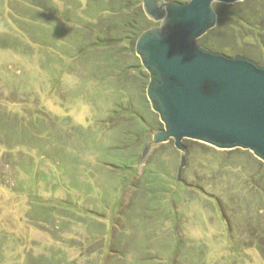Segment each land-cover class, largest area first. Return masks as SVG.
<instances>
[{
	"label": "rangeland",
	"instance_id": "obj_1",
	"mask_svg": "<svg viewBox=\"0 0 264 264\" xmlns=\"http://www.w3.org/2000/svg\"><path fill=\"white\" fill-rule=\"evenodd\" d=\"M214 8L238 15L207 43L264 65V0ZM144 12L0 0V264H264V163L184 140L178 181L173 140L143 158L164 128L125 27H160Z\"/></svg>",
	"mask_w": 264,
	"mask_h": 264
},
{
	"label": "water",
	"instance_id": "obj_2",
	"mask_svg": "<svg viewBox=\"0 0 264 264\" xmlns=\"http://www.w3.org/2000/svg\"><path fill=\"white\" fill-rule=\"evenodd\" d=\"M244 0H143L147 17L160 27L145 31L136 53L150 76L147 97L164 125L147 151L171 140L179 159L178 181L186 165L184 140L221 151H249L264 163V65L228 56L198 41L215 28L214 4Z\"/></svg>",
	"mask_w": 264,
	"mask_h": 264
},
{
	"label": "trees",
	"instance_id": "obj_3",
	"mask_svg": "<svg viewBox=\"0 0 264 264\" xmlns=\"http://www.w3.org/2000/svg\"><path fill=\"white\" fill-rule=\"evenodd\" d=\"M145 13V12H144ZM143 16V18H144V20L146 21V17L144 16V14H142ZM146 15V14H145ZM217 15H218V22H219V25H221L222 23H223V19H225V17L226 18H229V19H235V20H237V18H236V16L235 15H238V14H224V13H222L221 11H219V10H217ZM147 16V15H146ZM141 17V18H142ZM142 18V19H143ZM225 20H227V19H225ZM145 21H143V23L145 24ZM240 21V20H239ZM243 21H245V20H243ZM246 22V21H245ZM125 27L127 28V29H129L131 32H132V34L137 38V39H139V37L145 32V30H142V28H141V26H139V25H136V23H134V22H132V21H129L128 23L126 22V25H125ZM216 32L217 31V29H213L212 30V32ZM214 32V33H215ZM207 36H209L208 34L206 35V38L205 37H203V38H201V39H199V44L201 45V46H203V47H205V48H207V49H210L211 51H217V52H221V53H225L226 54V52H227V50L226 49H228L227 47H226V43H227V40H225L224 38L225 37H223V38H221L220 40L221 41H224V42H222L221 44H220V46H218L217 45V43L220 41V40H218V41H215V45L216 46H218V47H211L210 46V44H208L207 42H208V37ZM96 43L98 44V45H102V44H104L105 43V41H96ZM140 68L142 69V71H143V73L145 74V72L144 71H146L145 69H144V67H141L140 66ZM147 72V71H146ZM148 73V72H147ZM146 73V74H147ZM149 75V74H148ZM149 78H150V76H149ZM148 102H149V104H150V101L148 100ZM151 105V104H150ZM153 111V110H152ZM152 114H154L155 116H157V114L156 113H154V112H152ZM236 150H238V149H236ZM246 152H249V151H246ZM249 155H250V157H251V153L249 152L248 153ZM254 156V155H253ZM255 160H258L257 158L255 159ZM258 162L259 163H262L263 164V162L262 161H260V160H258ZM137 165L135 164V167H136Z\"/></svg>",
	"mask_w": 264,
	"mask_h": 264
},
{
	"label": "clouds",
	"instance_id": "obj_4",
	"mask_svg": "<svg viewBox=\"0 0 264 264\" xmlns=\"http://www.w3.org/2000/svg\"><path fill=\"white\" fill-rule=\"evenodd\" d=\"M168 4V0H161V4L158 6H163V5H167Z\"/></svg>",
	"mask_w": 264,
	"mask_h": 264
},
{
	"label": "flooded vegetation",
	"instance_id": "obj_5",
	"mask_svg": "<svg viewBox=\"0 0 264 264\" xmlns=\"http://www.w3.org/2000/svg\"><path fill=\"white\" fill-rule=\"evenodd\" d=\"M161 26V24H159Z\"/></svg>",
	"mask_w": 264,
	"mask_h": 264
}]
</instances>
